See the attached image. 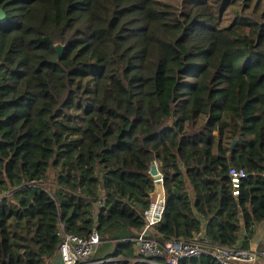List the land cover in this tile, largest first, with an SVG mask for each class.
Instances as JSON below:
<instances>
[{
  "label": "trees",
  "instance_id": "trees-1",
  "mask_svg": "<svg viewBox=\"0 0 264 264\" xmlns=\"http://www.w3.org/2000/svg\"><path fill=\"white\" fill-rule=\"evenodd\" d=\"M260 2L0 0V264H57L60 222L96 228L91 264H152L129 238L153 161L161 247L202 230L250 248L264 221ZM230 164L246 172L238 195Z\"/></svg>",
  "mask_w": 264,
  "mask_h": 264
},
{
  "label": "built area",
  "instance_id": "built-area-1",
  "mask_svg": "<svg viewBox=\"0 0 264 264\" xmlns=\"http://www.w3.org/2000/svg\"><path fill=\"white\" fill-rule=\"evenodd\" d=\"M233 195H238L241 179L246 176L243 168L230 164L227 169ZM154 187L149 193L148 206L142 210L143 226L134 238H129L135 245L137 261H147L152 264H180L185 259L198 258L202 255L215 259L219 264H256L262 253L255 248L241 246H226L210 242L202 230L197 231L189 239H168L161 247L151 237L156 232V226L163 218L165 210V191L162 174L153 176ZM7 191L0 194V200L8 196ZM102 198L97 203L103 206ZM95 211V210H94ZM96 212V211H95ZM58 258L60 264H91V256L100 239L96 228H92L86 237L65 230L64 223H59ZM164 260V261H163Z\"/></svg>",
  "mask_w": 264,
  "mask_h": 264
},
{
  "label": "crops",
  "instance_id": "crops-1",
  "mask_svg": "<svg viewBox=\"0 0 264 264\" xmlns=\"http://www.w3.org/2000/svg\"><path fill=\"white\" fill-rule=\"evenodd\" d=\"M250 248H255L260 253L264 254V221L258 225L257 233L253 241H251L250 243ZM57 261H58L57 264H60L59 260Z\"/></svg>",
  "mask_w": 264,
  "mask_h": 264
},
{
  "label": "water",
  "instance_id": "water-1",
  "mask_svg": "<svg viewBox=\"0 0 264 264\" xmlns=\"http://www.w3.org/2000/svg\"><path fill=\"white\" fill-rule=\"evenodd\" d=\"M5 20V14L3 12L2 9H0V22H3ZM56 49H57V52H58V55L61 54V51H62V48L63 46L61 44H56ZM236 140H233L232 144H231V147L233 146V144L235 143ZM150 174L152 176H158L159 175V169H158V166H157V163L155 161H153L151 163V166H150V170H149Z\"/></svg>",
  "mask_w": 264,
  "mask_h": 264
},
{
  "label": "rangeland",
  "instance_id": "rangeland-1",
  "mask_svg": "<svg viewBox=\"0 0 264 264\" xmlns=\"http://www.w3.org/2000/svg\"><path fill=\"white\" fill-rule=\"evenodd\" d=\"M263 9H264V0H261L260 4L257 6V11L259 12V10L262 11ZM261 256H262V259H258L256 263L258 264L264 263V254H262Z\"/></svg>",
  "mask_w": 264,
  "mask_h": 264
}]
</instances>
